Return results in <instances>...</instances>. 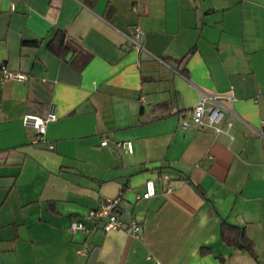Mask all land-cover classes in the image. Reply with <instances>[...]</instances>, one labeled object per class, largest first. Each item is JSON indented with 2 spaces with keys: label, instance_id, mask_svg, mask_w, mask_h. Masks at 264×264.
<instances>
[{
  "label": "crops",
  "instance_id": "1",
  "mask_svg": "<svg viewBox=\"0 0 264 264\" xmlns=\"http://www.w3.org/2000/svg\"><path fill=\"white\" fill-rule=\"evenodd\" d=\"M10 1L0 0V264H264V0ZM135 24L141 50L127 37ZM58 29L63 55L47 47ZM202 91L235 95L227 131L181 126ZM51 102L57 117L38 138L22 116ZM148 178L156 192L138 198ZM117 194L139 235L69 227ZM223 220L253 253L223 239Z\"/></svg>",
  "mask_w": 264,
  "mask_h": 264
},
{
  "label": "built area",
  "instance_id": "2",
  "mask_svg": "<svg viewBox=\"0 0 264 264\" xmlns=\"http://www.w3.org/2000/svg\"><path fill=\"white\" fill-rule=\"evenodd\" d=\"M15 0L10 1L11 8L14 7ZM143 30L138 24L129 27L127 37L132 46L137 49H143V42L141 37ZM3 72L6 77L24 80L26 74L21 71L9 70L3 66ZM235 100V95L232 92H213L202 91L197 101L195 102L190 120H183L181 126L185 129L189 123L196 126H203L204 124L211 125L217 132H225L226 128L231 127L232 121L225 118V111H231L230 104ZM57 117L56 104L51 102L49 109L45 115L35 113H25L22 116L24 125H30L36 129L38 138H44V132L47 122L55 120ZM222 122H225L226 128L223 127ZM102 144L106 143V139H102ZM128 151L132 150L131 141L127 140L122 142ZM52 146V144H50ZM171 189V185L167 184V190ZM156 186L152 178H148L144 182V190L136 196L147 197L155 194ZM120 195L106 197L96 208H90L86 213L80 217L72 218L69 227L75 229H87L86 220L94 222H101V228L104 231L122 229L132 235H139L141 233V223L134 217L130 216L127 220H123L117 211V206L120 200ZM83 247L77 249L78 253H83ZM155 264H161L156 262Z\"/></svg>",
  "mask_w": 264,
  "mask_h": 264
},
{
  "label": "trees",
  "instance_id": "3",
  "mask_svg": "<svg viewBox=\"0 0 264 264\" xmlns=\"http://www.w3.org/2000/svg\"><path fill=\"white\" fill-rule=\"evenodd\" d=\"M66 34L63 30H56L53 36L48 40L47 47L49 50L57 55H63L68 50V46L65 43ZM221 236L228 244H233L236 247L243 248L250 253L254 252L253 242L248 238L243 229L228 223L223 220L220 224Z\"/></svg>",
  "mask_w": 264,
  "mask_h": 264
},
{
  "label": "water",
  "instance_id": "4",
  "mask_svg": "<svg viewBox=\"0 0 264 264\" xmlns=\"http://www.w3.org/2000/svg\"><path fill=\"white\" fill-rule=\"evenodd\" d=\"M96 253H97V248H94V249L91 251L90 256H89V261H90V262H92V261L95 259Z\"/></svg>",
  "mask_w": 264,
  "mask_h": 264
}]
</instances>
